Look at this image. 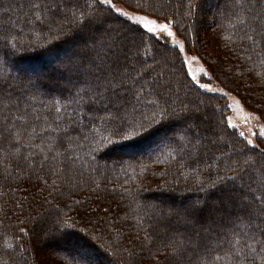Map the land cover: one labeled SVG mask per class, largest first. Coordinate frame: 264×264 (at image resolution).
Listing matches in <instances>:
<instances>
[{
  "label": "trees",
  "instance_id": "1",
  "mask_svg": "<svg viewBox=\"0 0 264 264\" xmlns=\"http://www.w3.org/2000/svg\"><path fill=\"white\" fill-rule=\"evenodd\" d=\"M30 2L0 0V87L3 89L0 93V108L8 103L9 93L12 100L21 99L22 109L24 98L31 97L28 115L31 122L39 126L44 124V116H49L50 111L54 112L52 105L55 101H59L56 106L61 107L62 111L66 107L69 115L75 109L76 105L69 102L75 98L76 86L69 82L67 68L82 47H77L73 56L60 61L67 42V38H64L67 31L61 35L60 28L66 30L70 23L65 17L61 19V14L45 19L44 23L35 21L28 8ZM57 2L65 9L63 13L73 14L77 11L79 16L80 9H85V5L91 4L93 0ZM113 2L141 11L136 8V4L143 0ZM195 2L198 4V0ZM235 3L236 0H217L212 15L200 16L198 8L195 10L196 15L189 17L185 15L187 0H175L170 10L167 5L160 13L147 14L153 17L167 15L185 48L201 60L211 77L234 93L264 121V39L252 31L250 16H245L241 21V10ZM243 3L252 8L253 14H264V0H243ZM96 7L106 10L108 6L97 2ZM3 9H7V12ZM123 20L125 18L120 17L109 23L121 26ZM129 23L122 26L127 27ZM72 27L68 30L71 36L78 30H75L76 27L81 28L77 25ZM73 39L81 41L76 37ZM144 41L158 62L154 64L153 75L157 72L165 75L169 71L168 77L179 88L184 104L193 102L194 110L211 115L207 121L199 122L198 130L211 132L212 135L216 128L220 135L217 139L212 136L215 146L212 147L207 140L201 144L200 139L195 138L199 136V131L184 123L186 119H180L176 131L171 132L165 127L177 120L165 123L149 141L129 152L132 156L125 153L106 154L104 150L90 153V144L81 140L79 147L70 149L76 161L71 181L61 183L54 176H45L49 185L56 180V191L52 186L46 187L43 181L27 170L21 174L17 171L16 161L6 151H0V264H46L45 256L38 251H45L55 264H68L69 261L77 264L79 254L65 245L47 237L30 239L19 232L21 227L30 229L32 218L38 213L55 211L50 204L42 203L45 198L52 204L60 205L62 214L71 218L70 222L75 224L76 230L84 228L96 236L98 252L95 257L103 258L105 263L156 264L170 251L157 252L158 245L175 237L177 241L197 240L199 247L185 244L179 256H174L173 264H264V244L261 243L264 241V232L256 228L259 220L255 216L252 220L246 216L238 219L236 213L221 212L212 203L220 198L218 189L223 186L218 183L217 188H212L210 182L223 176L226 182L231 183L227 180L231 175L226 168L227 156L232 148L238 151L245 143L239 131L228 124L229 109L225 97L201 89L189 76L179 48L165 37L148 34L144 36ZM24 65L33 66L39 73L45 72L46 81L40 78L34 81L17 73L24 69ZM56 71L63 74L67 84L54 89L50 83H54L57 78ZM194 113L191 108L189 114ZM37 116L41 119L36 120ZM94 127L95 133L84 129L89 138L93 134L97 138L109 134L110 129L106 124L97 121ZM71 135L77 136L79 132ZM189 140L194 143L198 141L204 146L195 158L187 155L191 151ZM221 143L224 148L228 146V153L218 147ZM259 147L264 149V143L260 141ZM0 148L10 150V146L2 141ZM79 172H83L82 177ZM165 189L170 190V198L161 200L159 194ZM198 200L205 202L203 210L190 225L185 224L182 216L166 215L170 208L182 209V206ZM165 203L174 206L167 208ZM249 224L252 226L249 227ZM165 228L170 232H166ZM146 234L152 237L151 243L145 240ZM18 244L24 247H18ZM99 244H103L109 252L99 248ZM113 246L118 249L115 258L110 255ZM73 257L77 259L73 260ZM79 264H84V261H79Z\"/></svg>",
  "mask_w": 264,
  "mask_h": 264
},
{
  "label": "snow or ice",
  "instance_id": "2",
  "mask_svg": "<svg viewBox=\"0 0 264 264\" xmlns=\"http://www.w3.org/2000/svg\"><path fill=\"white\" fill-rule=\"evenodd\" d=\"M97 2L100 5H107V9L97 8ZM167 3L168 0H155V3L154 0H143L142 3L136 4V8L141 11L130 14L117 7L113 0H93L91 4L85 5V8H90L91 11H81L79 16L73 13L71 22L89 29L90 43H86L79 50L67 68L69 82L76 86L75 98L69 102L76 105L71 115L66 107L63 111L61 107H57L59 101H55L52 105L54 112L50 111L49 116H44V124L38 126L31 122L28 115L32 98H24L22 109L21 99L12 100L10 93L7 95L8 103L0 108L2 116L0 141L10 146V150L0 148V151H6L16 161L17 171L24 174L27 170L38 180L43 181L46 187L52 186L56 191L58 190L55 188L56 180L69 183L72 179L71 173L74 172L73 165L76 161L70 154V149L74 146L79 147L81 140L90 144V153L101 150L106 154L129 153L149 141L165 123L189 118L190 109L184 104L179 95V88L174 82L165 78L162 72L153 75L154 64L158 62L150 54L149 45L144 41V36L148 34L154 37L164 34L166 38L175 37L167 15L158 14L153 17L147 14L160 13ZM204 6L203 0L199 4L195 0H187L185 15L192 17L196 15V9L203 10ZM235 6L241 10V21L243 22L245 16H250L252 31L264 39V14H253L252 8L246 7L243 0H236ZM20 7L23 8L24 5ZM28 8L34 20L40 23L65 11L57 0H31ZM3 11L7 12V9ZM42 13L48 15L44 16ZM111 13L117 15L113 16ZM120 17L125 18L121 21V26L109 23ZM127 22L131 23L123 27L122 25ZM63 31L61 27V34ZM173 43H178L179 51L184 52L183 43L175 39ZM12 47L15 48V45ZM147 58H152L154 63H148ZM192 59L195 60L196 57ZM185 62L188 63L187 60ZM193 79L196 80L195 77ZM196 83L201 88L210 89L209 84H202L199 80H196ZM2 92L3 89L0 87V93ZM35 119L41 118L37 116ZM97 121L109 126V134L99 138L93 134L89 138L84 129L87 128L89 133H95L94 125ZM191 127L194 128L195 125ZM73 132H79V135H71ZM239 136L244 138L245 143L238 151L233 150L227 156L226 168L227 172L231 173L227 180L231 183L226 182L223 176H218L216 181L210 182L212 188H217L218 183L223 186L218 189L220 198L212 203L215 209L221 212L236 213L238 219L246 216L252 220L255 216L256 220H259L256 228L264 232V149H261L252 138L245 136L244 132H240ZM251 136L264 137V128L260 129L259 133L252 132ZM261 143H264V139ZM65 144L68 147H64ZM188 145L191 147V151L187 153L189 158L197 157L204 147L198 141L194 143L192 140L188 141ZM249 145L252 147L249 148ZM78 174L83 176V172ZM45 176H54L56 180L49 185ZM237 178L240 181L239 185L235 183ZM169 192V189L161 191L159 198L161 200L170 198ZM42 203L50 204L55 211L38 213L32 218V227L30 229L21 227L19 232L30 239L39 240L47 237L58 244L66 245L79 254L77 264L79 261H84V264H96L94 259L98 252L96 236L84 228L76 230L75 224L70 222L71 218H66L65 214H62L59 204H52L46 198ZM204 203L198 200L182 209L170 208L166 215L182 216L185 224L190 225L196 215L203 210ZM251 226L249 224V227ZM145 240L151 243L152 237L146 234ZM187 243L192 244L194 248L199 247L197 240L177 241L175 237L161 242L157 252L170 251L156 264H173L174 256H179L180 249ZM261 243L264 244V241ZM18 247L24 246L18 244ZM98 247L109 252L103 244H99ZM117 251L118 249L113 246L110 255L115 258ZM76 259L73 257V260ZM68 264H71V261ZM108 264H112V261H108Z\"/></svg>",
  "mask_w": 264,
  "mask_h": 264
},
{
  "label": "rangeland",
  "instance_id": "3",
  "mask_svg": "<svg viewBox=\"0 0 264 264\" xmlns=\"http://www.w3.org/2000/svg\"><path fill=\"white\" fill-rule=\"evenodd\" d=\"M169 1H170V3H167V5L169 6L168 10H170V8L172 6H174L175 0H169ZM200 2H201V0H198V4ZM203 2H204L205 6H204L203 10L199 9L200 16L212 15L213 11H214L213 10V6L216 5L217 0H203ZM114 3L116 4L117 7L123 8L124 11H127L130 14L140 12L139 10L128 9L125 6H123L121 3H118V2H114ZM75 10H77V9H75ZM80 10L81 11H91V9H89V8H85V9L81 8ZM75 13H76V16H77V11H75ZM72 15L73 14L71 12L69 14L61 13V16H60L61 19H63V17H65L66 21H68L70 23L69 27H67V29L63 31L64 34L67 31L66 37H64V38H67V42L65 43V45H64L65 48L63 50L65 53L63 55H61V57L59 59L60 61H62L64 59V57L73 56V51L75 52V49L77 47L81 48L86 43H90V39H89L90 31H89V29L88 28H77L76 25L71 22L72 19H73ZM169 21L171 22V20H169ZM72 26L76 27L75 30H77V29L78 30L76 31L75 35L73 34L71 36L70 35L71 31L69 32L68 30L72 29L73 28ZM170 26H171L172 30L175 32V30L172 27V23H170ZM158 36L166 38V34L158 35ZM75 37L78 40L81 39V41L76 42L75 39H73ZM166 39L172 45H175L178 48H179V44L178 43L174 44L173 43V39H175L179 43H183V40L181 39L180 36H178L176 34V32H175V37H168ZM76 43H78V44H76ZM183 45H184V43H183ZM181 53H182L184 61L185 60L188 61V63L185 62V64H186V67H187V70H188V73H189V76L191 77V79L195 83H196V80H199L200 83H202V84H209L210 85V89H204V88H201L199 86V84L196 83L201 89H203L205 91H208V92H211V93H217V94L222 95V96L225 97L226 104H227V107L229 109L228 114H227L228 124L230 126H232V127H233V125H235L234 128H236L239 131V133L240 132H244L245 136H248L249 138H252L255 141V143L259 144V146H260V141L262 139H264V137H261V138L252 137L251 133L252 132L259 133L260 129L264 128V121L259 118V116L255 113V111L248 109L243 104V102L234 93L230 92L229 90L224 88L222 85H220L215 79H213L211 77L210 73L208 72V70L205 68V66L201 62V60L193 52L187 50L185 48V46H184V52H181ZM192 57H196V59L193 60ZM147 60H148L147 62L150 63V64H151V62L154 63L153 60L150 59V58H148ZM155 61H157L156 58H155ZM17 73H21L24 76L26 75L29 79H32L34 81H35L36 78H40L39 80L46 81L45 72H40L39 73L37 70H34L33 66H31V65L30 66L24 65V69L23 70H18ZM33 74H34L35 78H34ZM169 74H170V72L168 71V73L164 75L165 78H169L168 77ZM55 75L57 76V78L54 79V81H53L54 83L51 84L49 82L51 87H53L54 89H57L62 84H67V81L64 80L63 74H61L60 71H56ZM193 77H195L196 80H194ZM187 106L190 109V111H191V108H192L193 112H195V113L194 114H189V118L184 120V123H188L190 126L191 125H195V127L194 128L192 127V128L198 130L200 128L199 122L200 121H202V122L207 121V119H209L211 117V115L206 113V112H204V111H202V110H199V111L194 110L195 107H193V102L192 103L189 102V105H187ZM180 123L181 122L179 120H177L175 123H173L172 125L167 126L165 128H167L166 130H168V132L176 131L177 126ZM162 130H164V129H162ZM166 130H164V131H166ZM198 131H199V136L196 135L195 138L197 140L200 139V143L201 144H204V141L207 140V142L212 147L215 146V144L213 145L214 138L212 136L214 135V137H216V139H217V138H219L218 136L220 135V133L218 131H216V128L213 129L212 135H211V132H209V133L207 131L202 132L201 129L198 130ZM219 141H221V139ZM218 147L219 148H224V145H222V143H221V145H218ZM224 149L228 153L229 149H228L227 145H225ZM230 151H233V148ZM229 153H231V152H229ZM125 154L126 155H131L129 153H125ZM78 179H80V178L78 177ZM235 183L237 185H239L240 181L236 179ZM167 205H168V203H165V206L167 208H170L171 206H174V205H171V206H167ZM182 208H183V206H182ZM212 217H210V218H212ZM172 229L173 228H171L169 230H172ZM164 230L166 232H168V233L170 232V231H167L166 228ZM204 231H205L204 233H206V230H204ZM207 232H209V231H207ZM207 234H209V233H207ZM199 235L201 236V234H199ZM65 247H67V246L65 245ZM38 252H39V254H42V255L45 256V263L46 264H55L53 259L46 255L45 251H38ZM74 253H76V252H74ZM76 254H78V253H76ZM94 259L96 260V262H99V264L100 263L101 264H108V261H106V263H105L104 259L99 257V256L98 257L94 256ZM122 262H124V261H122ZM123 264H125V263H123Z\"/></svg>",
  "mask_w": 264,
  "mask_h": 264
}]
</instances>
